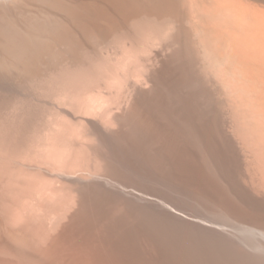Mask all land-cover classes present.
<instances>
[{
    "label": "bare ground",
    "instance_id": "6f19581e",
    "mask_svg": "<svg viewBox=\"0 0 264 264\" xmlns=\"http://www.w3.org/2000/svg\"><path fill=\"white\" fill-rule=\"evenodd\" d=\"M88 143V236L122 262L264 264V0H0L1 186L56 201L42 171Z\"/></svg>",
    "mask_w": 264,
    "mask_h": 264
},
{
    "label": "rangeland",
    "instance_id": "374dc122",
    "mask_svg": "<svg viewBox=\"0 0 264 264\" xmlns=\"http://www.w3.org/2000/svg\"><path fill=\"white\" fill-rule=\"evenodd\" d=\"M77 119H79V117L76 118V121H77ZM77 146H79V144ZM77 146H75V147L80 149V150L83 147H84V149H83V151L81 150L83 153L79 152V155L76 154L77 156L73 157V159L75 158V161L77 160L76 162L74 161V163H80L81 162L80 164L86 165L88 167L87 168L88 171L87 170H76L75 173H73L74 171L73 172L70 171V172H65V174L63 171H55L52 173V175L48 174L49 172H47V171H42V173L46 172L44 174L40 173V174L44 175L43 177H45V176L47 178L50 177L53 180V184H54L53 190L58 189L57 191L60 193L59 196L57 195L59 198L57 197L58 199L56 201L54 199H53V201H45V199L44 200L41 199V201H39L40 199L35 198L37 196L34 197L35 199L31 198L32 196H29L30 195L29 193L32 194V192L30 191L32 189H30L29 186L26 187L27 186V184H26L27 180L23 179V187H22L23 193L21 194V200H19V202H18L12 194L13 193L12 190L13 191L18 190V187L13 185L12 187L9 186V188H6L7 186L6 187H4L5 185L1 186L2 182H0V264H34V263L35 264H43V263L44 264H79V263L80 264H127V263H125V261L123 259H122L123 262L121 261L120 257L118 256V255H120V254H118L119 252L116 250L117 251V254H116V251H114L115 250L114 246L108 240L103 238L102 235H100V236L98 235V237L96 235L93 238H90L88 236L90 224H88L89 222H88V220H86L87 218L85 217L86 216L85 213H87L86 207L90 203L89 191L91 189L96 188V186L90 185V182L95 180L94 175L105 174L103 176H107L110 174V171L107 169L108 166H107V162H106L107 161L106 147H103L101 145H96L93 143H91V144L88 143V144H84V145L80 144V147L83 146L81 148L77 147ZM1 158L7 159L6 156H2V157L0 156V160H2ZM14 158L15 157H13V159ZM9 159H11V157ZM9 159H7V160H9ZM73 159L71 160L72 162H73ZM12 160H11V164L14 165V163H15V165H16L17 164V162H15L16 159H14L15 161L13 160V163H12ZM43 165H45V164H43ZM43 167H45V166H43ZM11 172H13L12 175H14V173H15L14 168ZM11 172L9 173L10 176H11ZM8 177L6 174V176L2 177V178L8 179ZM56 177H57V179H56ZM9 178L11 179V177H9ZM41 178H42V176H41ZM12 179H14V176H12ZM83 179H85V181H83ZM2 184H4V183H2ZM3 187L6 189H4ZM3 189L6 191L4 192ZM2 195L6 196V197H3ZM60 195H61V197H60ZM31 199H33V202H31ZM60 200H61V202H60ZM65 201H66V204H65ZM28 202H30V204ZM45 202L47 204L51 205L50 210H53V211H60L57 209H59V207H61L62 205L70 204L69 206H71V208L67 209L68 211L64 210V212L66 214L63 212V215H62L63 218L61 217V219L60 218L55 219V221H57V222L54 221V223H52L53 228H52V226L50 227V224H48V222L46 221V217L44 215V212H43L42 208H40L43 205H47ZM27 204H29V206L32 204L31 207L34 206L35 209L34 208L31 209V207H29ZM54 204L57 207L59 205V207L57 208ZM35 205H37V206L35 207ZM27 206L29 207V210H28ZM53 207H54V209H53ZM24 210H25V212H24ZM61 210H62V208H61ZM42 213H43V215H42ZM64 214H65V216H64ZM3 219H4V221H3ZM12 221H13V223H12ZM27 226H29V229ZM30 226H33L32 227L34 229V230L32 229L33 232H31ZM46 226H47V228H46ZM44 228H45V230H44ZM49 228L52 231L47 230ZM7 229H8V232H7ZM47 231H48V233L45 234V232H47ZM49 233H51V234H49ZM46 235L49 237H47ZM26 240H27V242H26ZM100 241L104 244L102 245V243ZM21 242H23V243H21ZM104 250L107 253H104ZM40 251H41V253H40ZM27 253L28 254L33 253L35 255V257H34L35 259L32 257H31L32 259L26 258ZM46 253H47V255L49 254L48 255L49 257L47 258L48 260L45 259V261H42V259L44 260V258H41L40 255H42V254L44 255ZM77 255H78V257H77ZM74 257H76V258H74ZM30 259H31V261H30ZM33 260H35V261H33ZM64 260H66V261H64Z\"/></svg>",
    "mask_w": 264,
    "mask_h": 264
},
{
    "label": "crops",
    "instance_id": "0c3cea01",
    "mask_svg": "<svg viewBox=\"0 0 264 264\" xmlns=\"http://www.w3.org/2000/svg\"><path fill=\"white\" fill-rule=\"evenodd\" d=\"M12 178V177H11ZM24 179V178H23ZM23 179H21V180H19L18 182H17V179H15V177H14V180L15 181H13V182H15V184L16 185H14L13 184V182H12V184L14 185V186H16V187H18L19 186V188H18V190H15L12 194H13V196H14V198L19 202V200H21V194H22V187L20 186V184L21 185H23ZM11 181L13 180V179H10ZM25 180V179H24ZM21 191V192H20ZM18 192V193H17ZM22 202V201H21ZM59 208H70V206H68V205H63V206H61V207H59Z\"/></svg>",
    "mask_w": 264,
    "mask_h": 264
}]
</instances>
